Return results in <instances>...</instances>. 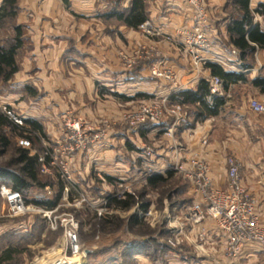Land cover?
Here are the masks:
<instances>
[{
    "label": "crops",
    "instance_id": "crops-1",
    "mask_svg": "<svg viewBox=\"0 0 264 264\" xmlns=\"http://www.w3.org/2000/svg\"><path fill=\"white\" fill-rule=\"evenodd\" d=\"M203 1L210 12L206 29L214 44L202 51L205 63H217L244 79L228 83L226 88L222 83L215 96L223 97L224 103L216 115L182 128L177 138L178 154L183 158L199 154L210 167L213 184L221 188L226 185V158L235 157L243 185L257 199L259 224L264 227V113L249 107L252 98L264 102V93L252 84L253 79L264 76V49L257 48L242 57L227 33L230 21L241 16L232 0ZM143 2V22H150L158 34L145 36L139 29L141 23L133 27L118 16L128 12L132 0L18 1L12 24L22 26L23 43L16 55L18 70L9 81L0 80V95L5 96L6 103L24 118L37 120L51 142L64 135L65 118L81 119L92 128L101 121L110 122L103 139L76 153L72 165L75 173L89 168L93 162L94 169L105 175L123 172L128 168L124 161L128 150L143 147L142 137L161 131L162 127H153L142 132L122 123L121 116L129 103L168 98L177 90L195 88L200 79L209 82L217 76L205 65L195 70L185 52L164 38L167 34L177 36L181 27L190 23L191 8L183 0ZM229 3L237 10L236 16L228 13ZM259 4H264V0H249L250 10ZM256 23L264 30V13H253V24ZM8 32L13 34L12 28ZM140 46L151 49V58L139 59L132 68L125 67L119 52ZM249 57L251 61L247 60ZM153 62L171 67L175 84L151 76L148 67ZM106 90L118 95L112 96ZM137 94H146L148 98ZM185 118L191 122L193 116L185 113L182 123H186ZM171 122H166L164 129ZM153 147V165L168 167L169 144L156 141ZM222 244L218 235L210 231L207 249L220 256ZM262 262L264 250L247 245L235 264Z\"/></svg>",
    "mask_w": 264,
    "mask_h": 264
},
{
    "label": "rangeland",
    "instance_id": "rangeland-1",
    "mask_svg": "<svg viewBox=\"0 0 264 264\" xmlns=\"http://www.w3.org/2000/svg\"><path fill=\"white\" fill-rule=\"evenodd\" d=\"M227 10L233 16L238 14L230 3ZM9 25L10 22L4 23L0 28V36L10 35ZM131 50L120 52L130 53ZM247 60L251 61V58ZM4 97L0 95V108H10L22 116V113L6 103ZM139 101L129 103L124 110L136 106ZM188 110L190 109L183 108L185 113ZM185 125L179 122L174 128L172 138L164 135V129L161 128L155 135L150 133L142 137L145 145L133 151L128 150V156L124 158L128 168L123 172H115L112 176L94 169V162L80 173L72 170L69 179L62 177L55 166L49 165L44 170L40 164L38 178L46 185L41 187L33 184L23 193L27 210L22 214L12 215L7 211L1 194V187L7 185L0 180V254L6 248L13 252L11 259L2 264H184V260L189 264L201 262L192 253V244L184 237L176 235L183 220L184 208L192 201L190 183L174 170H170V176L167 175V170L163 174L165 179L152 185L148 181L150 176L145 174L140 165V155L145 147L154 150L156 141L162 145L177 142ZM30 134V154L40 156L44 150V142L54 143L39 133ZM19 138L18 135L11 137L12 147L0 155V165L16 168L9 165V162L16 156L13 147L19 145ZM129 194L132 198L127 197ZM115 199L126 200L132 204L121 208L116 205ZM34 200H50L54 204L47 208L43 204H35ZM144 204L147 205L146 209L142 207ZM66 218H73L77 224L80 251L76 255L66 246ZM132 252L135 254L130 256Z\"/></svg>",
    "mask_w": 264,
    "mask_h": 264
},
{
    "label": "built area",
    "instance_id": "built-area-1",
    "mask_svg": "<svg viewBox=\"0 0 264 264\" xmlns=\"http://www.w3.org/2000/svg\"><path fill=\"white\" fill-rule=\"evenodd\" d=\"M192 10L189 24L183 25L177 36L165 35L167 41L181 48L190 60L195 70H201L205 65L202 51L211 48L214 44L206 29L210 12L203 0H183ZM145 36L158 34V31L148 21L139 25ZM119 58L127 68L139 59H150L151 49L138 47L130 53H119ZM151 76L161 78L166 82L175 84V73L171 67L162 62H153L149 65ZM223 80L218 76L210 78L208 84L213 95L219 93ZM249 107L257 113H264V102L255 98L250 99ZM3 111L17 125H23V116L13 112L10 108ZM185 112L179 103L168 104L167 97L142 99L136 106L123 112L121 122L133 129H139L144 123L150 122L160 125L171 119L170 126L163 134L173 137L175 126L183 120ZM110 129L109 121H101L97 127L92 128L78 118L64 119V135L49 144L44 142V150L39 156L41 167L58 168L62 177L72 174V165L77 152L85 150L95 142L103 139ZM19 144L29 147V139L20 137ZM171 163L166 168L153 165V150L145 147L140 155V165L147 176L164 174L167 170H174L181 174L190 183L192 203L185 206L183 220L176 231L177 236L184 237L193 246L194 256L199 257L195 264H235L244 255V247L254 245L264 250V227L259 224L257 214V199L243 185L241 181L239 164L235 157L226 158V185L224 188L216 187L210 176L208 163L197 153L183 158L179 156L180 144H169ZM7 211L12 215L22 214L27 210L23 196L20 192L8 186L1 187ZM209 222L212 223L209 228ZM64 237L66 246L74 255L80 251L77 238V224L73 218H66ZM215 232L223 242L220 256L207 249L209 232ZM185 264H189L188 262ZM264 264V262H262Z\"/></svg>",
    "mask_w": 264,
    "mask_h": 264
},
{
    "label": "trees",
    "instance_id": "trees-1",
    "mask_svg": "<svg viewBox=\"0 0 264 264\" xmlns=\"http://www.w3.org/2000/svg\"><path fill=\"white\" fill-rule=\"evenodd\" d=\"M19 0H2L0 4V28L4 26L5 22H10L9 28H12L13 34L7 36H0V80L3 82L9 81L14 73L18 70L16 62V55L22 46V26L12 24L14 17L17 14ZM236 9L241 13L239 18H234L227 26V33L229 41L241 52V56L252 54L257 48L264 49V30L260 29L258 23L253 24V13H264V4H259L253 11L249 8V0H232ZM143 0H132L128 12L119 14L118 16L128 25L137 27L139 23L145 20ZM9 20V21H8ZM12 24V25H11ZM212 75L220 76L223 79V87L226 88L228 83L234 82L238 79H244L240 74H235L231 71H225L221 66L214 62L205 63ZM252 84L264 93V76H258L252 80ZM107 91V90H106ZM100 93H103L100 90ZM110 93L112 96H117L115 92ZM136 96L148 98L146 94H137ZM135 96V97H136ZM168 104L179 103L183 108L190 109L186 113L192 115L193 119L187 123L186 126L191 127L195 122L201 121L207 117L216 115L219 112V106L224 103L223 97H216L210 92L209 84L205 79H200L195 88L180 89L170 94L167 98ZM169 122V121H166ZM166 122L157 125L150 122L144 123L139 129L149 130L153 127H163ZM30 132L39 133L43 136L41 124L33 118H23V125L14 123L8 115L0 108V155L5 153L12 147L11 137L18 135L29 139L31 143ZM143 135V133H141ZM14 153L16 156L10 160L9 165L16 168H8V166L0 165V180L9 186L12 190L23 193L28 190L33 184H38L43 187L46 184L40 182L38 178V169L40 167L39 156L37 154H30L28 147L21 144L14 146ZM130 148V146H129ZM171 171L166 172L171 175ZM165 179L162 174H155L150 176L148 181L152 185L163 181ZM188 181V180H187ZM189 182V181H188ZM127 197L132 198L129 194ZM24 198V196H23ZM116 205L123 208L129 207L132 202L126 200H114ZM35 204H43L47 208L53 206L50 200H34ZM192 203V201H191ZM190 203V204H191ZM189 204V205H190ZM147 205H142L146 209ZM12 250L6 248L0 254V264L10 260ZM135 252L130 253L134 255ZM183 263H187L186 260Z\"/></svg>",
    "mask_w": 264,
    "mask_h": 264
},
{
    "label": "bare ground",
    "instance_id": "bare-ground-1",
    "mask_svg": "<svg viewBox=\"0 0 264 264\" xmlns=\"http://www.w3.org/2000/svg\"><path fill=\"white\" fill-rule=\"evenodd\" d=\"M43 262V261H42Z\"/></svg>",
    "mask_w": 264,
    "mask_h": 264
}]
</instances>
